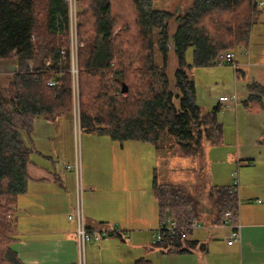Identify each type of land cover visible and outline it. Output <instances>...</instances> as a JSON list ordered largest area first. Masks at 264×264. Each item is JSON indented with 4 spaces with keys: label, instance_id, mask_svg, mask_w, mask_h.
Returning a JSON list of instances; mask_svg holds the SVG:
<instances>
[{
    "label": "crops",
    "instance_id": "0c3cea01",
    "mask_svg": "<svg viewBox=\"0 0 264 264\" xmlns=\"http://www.w3.org/2000/svg\"><path fill=\"white\" fill-rule=\"evenodd\" d=\"M254 34L252 27L249 45L238 49L237 55L232 53L238 75L233 77L229 63L202 67L197 104L203 112L218 107L215 119L220 134L214 141H201L195 154H186L165 129L154 143L134 140L118 144L108 135L76 129L69 116L55 121L35 118L29 133L20 131L30 149L27 182L9 221L14 237L11 247L22 264H77L76 224L69 218L77 199L86 226L107 229L105 239L86 245L87 264H132L138 258L151 264H264V96L251 98L249 90L252 83L264 87V33ZM224 79L228 88L218 87ZM240 81L238 102L227 106L218 102L220 94L233 85L237 88ZM76 131L81 135V160L75 150ZM114 141L125 152L123 161L103 157ZM132 151L134 166L129 165ZM113 152V158L119 156ZM214 161L225 163L223 184L211 176ZM235 162L246 170L235 196L234 222L240 223V242L229 245L231 227L222 218L217 221L214 201L218 187L229 186L228 169ZM126 165L130 167L128 178ZM189 174L195 179L188 178ZM126 178L128 185H122ZM154 179L177 186L194 198L203 196L200 206L210 210L198 219L202 227L190 232L179 248L153 240V230L161 221ZM183 248L189 249L178 251Z\"/></svg>",
    "mask_w": 264,
    "mask_h": 264
},
{
    "label": "trees",
    "instance_id": "16d2710c",
    "mask_svg": "<svg viewBox=\"0 0 264 264\" xmlns=\"http://www.w3.org/2000/svg\"><path fill=\"white\" fill-rule=\"evenodd\" d=\"M114 1L119 0L90 1L95 38L80 49V131L108 135L120 143L134 140L154 143L165 129L186 154L197 153L201 141H214L220 134L215 119L218 107L202 111L197 104L195 83L188 74L193 69L215 65L217 56L226 52L232 60L221 64L236 63L238 75L239 67L232 53L249 45L253 24L261 12L256 7L257 0H192L171 37L167 33V20L172 13L153 9L152 0H122L134 11V22L148 47L128 54V64L123 59V65L116 68L112 62L117 52L111 41ZM126 15L127 9L121 16ZM67 25V0H0V59H15L17 67L10 77L0 76V264H22L11 247L13 228L7 219L18 196L26 190L30 149L20 131L29 133L35 118L55 121L72 108L67 71L69 50L60 65V48L54 38L58 27L65 29ZM34 39L40 42L36 45ZM169 44L176 59L170 75L167 74ZM189 48L192 54L187 58ZM49 57L51 64L46 63ZM138 59L144 69L133 64ZM86 74L102 78L94 93L84 92L85 82L89 81ZM52 80L55 84L51 85ZM122 82L128 87L125 93L121 92ZM249 90L251 98L264 96V87L257 83H252ZM152 188L161 220L171 216L180 224H188L204 214L200 200L177 186L160 184L154 179ZM216 193L217 221L229 211L234 222L235 195L229 194L226 186L218 187ZM181 242L176 240L174 246L179 248ZM162 243L169 245L167 241ZM132 264L151 263L138 258Z\"/></svg>",
    "mask_w": 264,
    "mask_h": 264
},
{
    "label": "rangeland",
    "instance_id": "374dc122",
    "mask_svg": "<svg viewBox=\"0 0 264 264\" xmlns=\"http://www.w3.org/2000/svg\"><path fill=\"white\" fill-rule=\"evenodd\" d=\"M90 1L91 0H67V4H68L67 28L61 29L58 27V31H56V34L54 37L57 46L60 48V52L61 50L64 51V55L61 54V58H59L58 60V63L60 65H63L64 59H66L65 58L66 50L67 49L69 50V55H68L69 68L67 71L70 74V80H71L72 108H71L70 113H67L64 116H69L70 118H72V124L76 129L79 128L78 127L79 126L78 117H79V111H80L79 92H80V76L82 75L79 69V58H80V55L82 54V53L80 54V49H85L88 46V44H91L93 38H95L94 16H93V12L91 9ZM262 1H263V4L259 6L261 12L259 14L258 20L256 21L255 24H253V30L255 33L254 36L256 34L264 33V0ZM191 2L192 0H152L153 9L166 10L172 13L171 17L167 20V33L170 37L173 35L175 28L177 27V24L180 20V16L190 7ZM176 7H177V10H176ZM126 9L128 11V15L121 16L123 11ZM71 14H73V18ZM133 14H134V11L132 12L131 8H127L126 4L122 0L114 1L113 7H112V15H111L113 17V32L111 35V41L117 52L116 58L112 62L115 68L123 65V61H122L123 59H124L125 64L126 65L128 64V59H127L128 54L136 52L139 48L148 47V43L147 44L144 43V39L141 37L142 35L138 32L137 25L134 22ZM213 14L214 13H212V16L216 17ZM201 24H202V21H201ZM38 29L41 32H44L41 26H39ZM154 34H155V39H156L157 31H155ZM38 42H40V40L34 39V43H36V45ZM168 46L170 48V52H169V57H168L169 66H168L167 74L170 75V70H171L170 68L171 66L172 68L173 67L175 68L176 59L173 57L172 45L169 44ZM253 49H254V46L251 48V50ZM191 51H192L191 48L187 50L186 52L187 58L191 57V54H192ZM236 52H238V50L234 51V54H236ZM49 59L50 57L48 58V60ZM51 63L52 61L50 59L49 63L47 64H51ZM134 63H136V66L138 68H141V69L145 68L143 66V62L141 59L140 60L138 59L136 62L133 61V64ZM215 66H222V64H215ZM16 69L17 67L15 66V59H12V58L0 59V76L2 78L10 77L11 74L16 71ZM232 70H233L232 73L234 77L235 69L232 67ZM188 75L195 83L196 99H197V95L199 96L202 90V67L191 70ZM86 76L89 77V81L87 84L85 82L84 92L85 90L86 92H89V93L96 92L95 86L97 85L99 81L102 80V78L98 77L100 75L90 76V74H86ZM242 83L243 81H240L239 83H237V88L234 87L233 85V87L230 90L220 95H227V94L231 95L235 93L238 95V98H239L241 96L240 93L242 89ZM222 86H224L225 88H228V81L226 79H224L222 84L221 83L218 84V87H222ZM4 94H6V92H4ZM219 96H218V102H220ZM238 101L239 100H237L236 102ZM174 102H176V100H174ZM220 103H223V102H220ZM223 111H227V109ZM80 138H81L80 131L78 132L76 131L75 132V150H76V154L79 160H81V156L83 155L82 144H81ZM117 142L115 141L111 142V145L113 148L103 153V157L105 160H113V161L117 160L118 161L120 158L122 159V161L124 160L125 152L122 151L121 147L118 145L120 143L118 142L117 144ZM113 149L116 152V154L119 156L113 158L115 156ZM129 156L130 158L132 157L133 159V162L131 161V159L129 160V165L134 166L135 165L134 151L130 152ZM126 159H128L127 156H126ZM84 164H85V160H84ZM224 165L225 163H222L219 161H214L212 163V175L211 176L215 178V181L218 184H223L225 180L224 171L226 169L223 168ZM126 166H127L126 171H127V178H128V176L130 175V167L128 165ZM228 170L229 172L232 173V174L231 173L228 174L229 179H230L229 185H231L233 183V178H236L239 183V180L242 179L244 170L246 169L242 166L241 163L237 165L235 162L233 163L232 170L231 171L230 169ZM191 175L189 174L188 178L192 179L193 177H195V176L191 177ZM228 175H227V179H228ZM127 178H126V182H122V185H126V184L128 185ZM196 178H198V176H196ZM194 179L195 178H193V180ZM238 192H239V188H238ZM209 206L212 209V211H214V206L212 205L211 202L209 203ZM8 215L9 214H7V219L9 220ZM199 223H200V226L202 227V222L199 221ZM106 236L102 238V240L105 239ZM84 256H85V260L87 264L86 246L84 248Z\"/></svg>",
    "mask_w": 264,
    "mask_h": 264
},
{
    "label": "built area",
    "instance_id": "2783aa9c",
    "mask_svg": "<svg viewBox=\"0 0 264 264\" xmlns=\"http://www.w3.org/2000/svg\"><path fill=\"white\" fill-rule=\"evenodd\" d=\"M255 4L256 7H259L260 5L263 4V1L257 0ZM71 15L73 18V14ZM60 53L64 55V51L61 50ZM231 60L232 58L230 53L222 52L217 56V59L214 63L221 64L223 61H231ZM46 63H49L48 59H46ZM231 65L235 70L237 69L236 63L232 62ZM49 84L51 85L55 84V81L52 80L49 82ZM237 100H238V95L235 93L231 95L228 94L222 95L219 97V101L223 102L224 106H227V104H231V103L235 104ZM66 167L68 169L72 168L69 165H67ZM238 188H239L238 180L236 178H233V183L228 186V193L237 196ZM230 217H231V213L229 211H225L222 217L224 223L227 224L228 222L232 230L231 235L226 240L227 244L229 245L235 242H240V231H239L240 223H238L237 221L231 222ZM69 218H72L76 224L75 240L78 248L77 264H86V260L84 256V248L87 242L99 243L102 240V238H104L107 235V229L106 228L95 229L86 226L84 222L83 209L79 199H77L74 213L70 215ZM199 228H201L199 220L191 221L188 224H180L175 218L171 216H166L163 220H161L158 223L157 227L153 230L152 237L155 242L167 241L170 246H174V242H176V240H180V241L186 240L190 232L197 230Z\"/></svg>",
    "mask_w": 264,
    "mask_h": 264
},
{
    "label": "water",
    "instance_id": "95a60500",
    "mask_svg": "<svg viewBox=\"0 0 264 264\" xmlns=\"http://www.w3.org/2000/svg\"><path fill=\"white\" fill-rule=\"evenodd\" d=\"M177 10V7H176ZM176 12V11H175ZM178 13V12H177ZM128 87L126 86V84L124 82L121 83V92L125 93L127 91ZM200 201H203V196L198 198ZM209 208H207L204 204H202V212H206L208 211ZM210 211V210H209Z\"/></svg>",
    "mask_w": 264,
    "mask_h": 264
}]
</instances>
